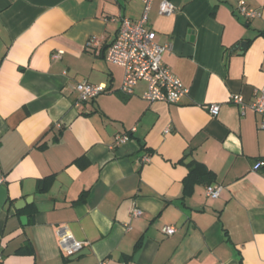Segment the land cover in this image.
I'll return each mask as SVG.
<instances>
[{"label":"crops","instance_id":"0c3cea01","mask_svg":"<svg viewBox=\"0 0 264 264\" xmlns=\"http://www.w3.org/2000/svg\"><path fill=\"white\" fill-rule=\"evenodd\" d=\"M171 1L168 15L153 1L149 27L189 89L179 104L145 100V81L122 91L105 58L142 1L0 0V264H264L263 116L232 101L264 88V0H247L252 19L237 0ZM82 81L107 91L79 102ZM193 162L220 197L202 182L187 193ZM58 227L86 246L65 254Z\"/></svg>","mask_w":264,"mask_h":264},{"label":"built area","instance_id":"2783aa9c","mask_svg":"<svg viewBox=\"0 0 264 264\" xmlns=\"http://www.w3.org/2000/svg\"><path fill=\"white\" fill-rule=\"evenodd\" d=\"M143 2L144 10L142 16L137 20L122 17L121 24L115 38L107 45L105 58L111 63L121 65L125 70L122 91L132 94L135 86L140 81L147 83V89L143 98L151 102H165L169 104H179L188 95L189 89L184 86L182 80L163 62V53L168 45L160 44L156 41V32L149 27V11L154 0H140ZM240 14L248 19L259 17L261 11L248 5L247 0H237ZM176 6L171 0H161L159 12L168 15L175 12ZM98 37H92L89 45H98ZM61 51L53 54V58H59ZM79 94V102L95 99L98 95L107 91L106 84H93L88 81L79 82L75 86ZM232 101L239 105L244 111L247 106L251 107L259 115L263 116L260 124L264 129V88L257 90L255 98L251 103H246L243 98L235 94ZM211 115L216 116L220 111V105L212 103L207 106ZM129 139L128 134L118 135L115 145ZM148 160V158H145ZM264 166V161H257L253 169L259 170ZM4 182V177H0V183ZM224 186L220 183H212L206 186L208 197L216 199L220 197ZM134 216H140L143 211L134 208ZM177 231L174 226H163L162 232L173 235ZM57 234L59 245L67 255H74L82 250L87 242L75 239L74 235L65 227H58Z\"/></svg>","mask_w":264,"mask_h":264},{"label":"trees","instance_id":"16d2710c","mask_svg":"<svg viewBox=\"0 0 264 264\" xmlns=\"http://www.w3.org/2000/svg\"><path fill=\"white\" fill-rule=\"evenodd\" d=\"M189 167V173L185 180L187 193H189L188 187L196 182H202L207 185L212 184L214 174L209 169H207L205 165L199 162H193L189 165Z\"/></svg>","mask_w":264,"mask_h":264},{"label":"water","instance_id":"95a60500","mask_svg":"<svg viewBox=\"0 0 264 264\" xmlns=\"http://www.w3.org/2000/svg\"><path fill=\"white\" fill-rule=\"evenodd\" d=\"M246 47H247V41H243V42L239 43L238 45H236V46L234 47V50H238V49H240V50H245ZM81 252H82V251H81ZM81 252L78 253V254H76L75 257H73V258L78 257V256L81 254Z\"/></svg>","mask_w":264,"mask_h":264}]
</instances>
